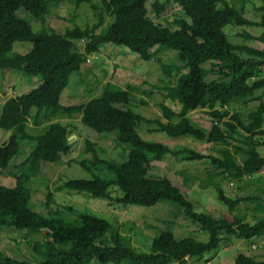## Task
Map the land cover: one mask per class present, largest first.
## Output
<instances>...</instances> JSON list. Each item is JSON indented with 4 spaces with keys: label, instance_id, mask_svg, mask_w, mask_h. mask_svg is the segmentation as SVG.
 Masks as SVG:
<instances>
[{
    "label": "trees",
    "instance_id": "1",
    "mask_svg": "<svg viewBox=\"0 0 264 264\" xmlns=\"http://www.w3.org/2000/svg\"><path fill=\"white\" fill-rule=\"evenodd\" d=\"M73 1L78 8L88 4L96 13V22L84 28L75 24L62 33L46 26L57 0H0V70L40 77L36 88L8 98L0 116V129L11 132L8 141L0 144V170L13 169L10 174L15 179L12 187L0 184V244L4 228L26 230V243L32 244L39 259L35 263L20 260L0 249V264H213L206 257L234 239L243 240L251 250L264 236V189H260V196L232 197L223 182L251 184V178L264 167V156L259 151L264 146V94H257L264 88V48L231 42L225 27L234 24L264 28V4L258 7L261 18L254 21L245 17L244 9H237L227 0H156L152 12L147 0H102L101 5L94 0ZM170 3L185 14L175 19V27L157 23L153 17L162 15ZM30 16L40 21L39 30L26 20ZM245 36L264 41V33L254 37L245 32ZM15 42H29L32 48L26 54L14 52ZM106 43L124 46L145 61L157 58L155 47L177 52L170 61L156 59L163 77L154 87L165 92L159 103L161 117L147 118L132 109L131 93L140 91V87L129 85L125 89L110 81L99 95L85 103L62 104L61 96L71 76L80 73L88 57ZM208 62L210 69L204 66ZM210 73L218 77L207 80ZM174 75L177 79L172 81ZM145 92L149 97L153 95L152 91ZM167 99L178 102L180 110L166 104ZM249 102H256L255 108L244 117L238 107ZM198 109L212 116L211 129L201 128L190 118V113ZM64 118L69 121L63 123ZM77 118L101 134L117 131L115 142L126 145L127 160L101 158L95 144L86 140V153H91V158L78 162L93 177L65 181L57 192L87 193L124 208L170 201L201 233H207L208 239L197 235L177 239L174 232L162 231L153 237L150 250L141 252L114 222L94 213L76 212L77 220L68 222L59 217L60 210L35 211L30 184L41 173L42 163H65L60 152L66 156L72 153L74 143L68 137L75 130ZM142 124L148 132L175 138L189 136L222 148L217 149V155L206 154L185 145L170 147L146 140L138 131ZM35 127H44L45 131L32 133ZM25 142L31 145V151L24 160L14 163ZM167 155L211 162L209 178L220 179L213 186L231 218L197 211L190 196L176 183L166 176L152 175L151 164ZM103 168L114 176L105 178L94 173V169ZM184 184L188 186V179ZM112 187L119 196H113ZM52 200L49 191L46 204ZM249 210L254 223L247 219ZM261 257L239 252L229 264H264V250Z\"/></svg>",
    "mask_w": 264,
    "mask_h": 264
},
{
    "label": "rangeland",
    "instance_id": "2",
    "mask_svg": "<svg viewBox=\"0 0 264 264\" xmlns=\"http://www.w3.org/2000/svg\"><path fill=\"white\" fill-rule=\"evenodd\" d=\"M57 1L58 4L53 6L51 14L47 16V27L64 33L75 24L84 28L88 24L96 22V13L91 10L88 4L82 3L78 8L73 0ZM101 1L94 0L97 5H101ZM155 1L147 0L146 5L151 12L154 10L153 4ZM227 1L237 9H244V15L248 19L258 21L261 18V12L258 7L264 4V0ZM20 14L23 18L27 17L24 13ZM153 17L157 23L175 27V19L185 17V14L178 5L170 3L162 15L157 17L156 14H153ZM26 20L30 22L34 30H39L42 27L40 21L33 16ZM108 22L109 24L111 23V21ZM106 25L108 24L106 23ZM101 30L102 28L99 29V31ZM225 32L228 35V39L233 43L250 45L259 49L264 48V41L250 40L245 36V32H247L254 37H260L264 33L263 27L229 24L225 27ZM30 45L29 42H15L13 51L26 53L29 51L30 47L28 46ZM156 48L153 49L156 57L163 62L174 59L177 54L173 50H157ZM157 58L145 61L137 53L130 51L124 46L113 43L103 44L98 52L88 57V60L83 65V70L71 76L67 88L62 93L61 102L64 105L85 103L92 97L99 95L104 85L110 81L125 89L129 85L140 87V91L131 93L132 109L147 118L161 117L159 103L164 99L165 92L154 87L157 83L160 85V78L163 77V71L160 63L156 60ZM177 63L181 64L179 61ZM204 66L210 69L211 63L208 62ZM217 77V74L210 73L207 80ZM176 79L177 76L174 75L172 81ZM39 83L40 77H31L22 72H13L9 69L0 70V116L2 114V105L6 99L27 93L36 88ZM145 91H152L153 95L149 97ZM261 93L264 94V88L257 91V94ZM141 100H145L147 104H143ZM165 102L175 110H180L181 105L178 102H173L170 99ZM255 103L240 104L238 110L246 117L247 113L255 108ZM123 107L126 108L125 106ZM190 118L205 130L212 127L213 118L207 110H195L190 113ZM162 120L166 121L164 118ZM61 121L66 123V121ZM74 125L75 130L70 135L74 146L72 153L66 156L67 160L65 163H42L41 173L30 184L35 211L47 213L51 209L60 210L61 214L59 217L68 222L77 220L78 214L76 212L86 211L94 213L114 222L120 227L123 234L131 238L136 249L141 252H148L153 237L162 231L174 232L177 239L195 235L203 240L208 239L207 233H201L189 219L179 212V206L170 201H162L151 207L131 205L128 208H124L117 203L111 204L106 199L95 198L87 193L78 194L67 190L57 192L56 188L65 181L81 178L91 179L93 177V174L83 168L78 162L80 159L91 158V153H86V140H90L95 144L98 156L101 158L107 160L115 159L119 162L127 160V152L124 150L126 145L120 146L115 142L117 131H113L110 134H101L83 125L78 118L74 120ZM147 128L145 124L138 127V131L144 139L158 141L170 147L185 145L206 154L216 155L218 154L217 149L222 148V146L204 143L189 136L175 138L162 132H148ZM31 131L35 134H42L45 129L44 127H35L31 128ZM9 133L10 131L0 129V144L8 141ZM30 151L31 145L25 142L20 154L14 159V163L24 160ZM259 151L264 156V146L259 147ZM69 159H72V161L69 162ZM11 170H0V184L10 187L15 185V179L10 174ZM211 171H213V166L207 160L185 161L178 160L171 155H167L161 161H154L150 167L152 175L168 177L181 188L182 192L188 194L197 211L231 218L228 207L218 199L217 191L213 186V183L220 179H210ZM94 173L105 178L114 176L113 172L107 168L94 169ZM257 178H264V167L251 178L254 181L251 184L240 183L238 185L224 181L223 185L226 193L232 197L260 196L262 194L260 189H264V181L261 182ZM186 179H188V186L184 184ZM49 191L53 193V200L47 205V194ZM112 194L113 196L120 195L116 187H112ZM261 198L264 199V195ZM251 206H254V204ZM68 207L74 209L69 211V209H66ZM249 212L251 211L247 212V219L250 223H254V219ZM28 236L26 230L4 228L1 233L0 249L11 257L35 263L39 256L33 251L32 244L26 243ZM260 245L264 246V236L255 242L251 250L243 240L234 239L231 244H223L220 249L214 251L206 258L211 259L213 264H229V262H233L237 253L243 252L256 254L258 259H261L264 247ZM195 264H210V262L201 261Z\"/></svg>",
    "mask_w": 264,
    "mask_h": 264
},
{
    "label": "crops",
    "instance_id": "3",
    "mask_svg": "<svg viewBox=\"0 0 264 264\" xmlns=\"http://www.w3.org/2000/svg\"><path fill=\"white\" fill-rule=\"evenodd\" d=\"M28 47H30V49L32 48V45H30V46H28ZM29 49V50H30ZM29 52V51H28ZM28 52H26V53H28ZM18 53H21V54H26V53H23V52H18ZM7 100V99H6ZM89 101V100H88ZM4 103H5V101H4ZM81 104V103H80ZM4 105V104H3ZM3 105H2V107H3ZM75 105H77V104H75ZM78 120H80V118H78ZM63 121H69V119H63ZM10 134H11V132L8 134V139H9V136H10ZM5 142V141H4ZM71 142V141H70ZM72 143V142H71ZM229 263H231V262H229Z\"/></svg>",
    "mask_w": 264,
    "mask_h": 264
},
{
    "label": "water",
    "instance_id": "4",
    "mask_svg": "<svg viewBox=\"0 0 264 264\" xmlns=\"http://www.w3.org/2000/svg\"><path fill=\"white\" fill-rule=\"evenodd\" d=\"M26 65H27V64H25V66H26ZM71 137H72V136H69V138H68L69 141H71ZM60 154L62 155L63 160L66 161V160H67L66 154H65L64 152H60Z\"/></svg>",
    "mask_w": 264,
    "mask_h": 264
},
{
    "label": "built area",
    "instance_id": "5",
    "mask_svg": "<svg viewBox=\"0 0 264 264\" xmlns=\"http://www.w3.org/2000/svg\"><path fill=\"white\" fill-rule=\"evenodd\" d=\"M255 247V246H254Z\"/></svg>",
    "mask_w": 264,
    "mask_h": 264
}]
</instances>
